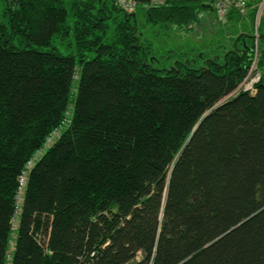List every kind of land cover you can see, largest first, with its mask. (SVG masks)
I'll return each mask as SVG.
<instances>
[{
  "label": "trees",
  "instance_id": "obj_1",
  "mask_svg": "<svg viewBox=\"0 0 264 264\" xmlns=\"http://www.w3.org/2000/svg\"><path fill=\"white\" fill-rule=\"evenodd\" d=\"M134 1L0 0V264H264V8L160 68L137 9L189 30L212 0Z\"/></svg>",
  "mask_w": 264,
  "mask_h": 264
},
{
  "label": "rangeland",
  "instance_id": "obj_2",
  "mask_svg": "<svg viewBox=\"0 0 264 264\" xmlns=\"http://www.w3.org/2000/svg\"><path fill=\"white\" fill-rule=\"evenodd\" d=\"M109 6H112L111 2ZM119 14L122 15L124 12L120 11ZM136 16L140 31L148 41L153 43V57L155 58L154 60L150 58V61H154L153 64L160 68L175 66L176 61L187 62L188 59L197 60V63H192L189 66L191 68L203 65L202 55L208 57L216 55V52L223 53L227 49L225 47L231 43L234 36L233 31L236 29L234 21L230 17L221 20L217 15L209 13L205 9L201 11L200 20L194 23L193 28L189 30H182L178 27L164 28L160 25L151 26L150 23L145 22L144 12L139 8L136 11ZM257 21V15L254 21L250 16H246L240 22V28L244 32L253 30ZM258 77L257 72L250 73L243 85L246 88L251 87L257 80L255 78ZM49 145L44 147L40 156ZM19 196L21 197V194ZM12 249L13 247H11Z\"/></svg>",
  "mask_w": 264,
  "mask_h": 264
},
{
  "label": "built area",
  "instance_id": "obj_3",
  "mask_svg": "<svg viewBox=\"0 0 264 264\" xmlns=\"http://www.w3.org/2000/svg\"><path fill=\"white\" fill-rule=\"evenodd\" d=\"M258 1H259V8L257 11V18L259 19L258 16L260 15L264 7V0H212V3H213L214 10H215L217 17L221 20H225L228 17L229 12L232 9L236 8V9H240L244 11L249 4L258 2ZM114 2L117 6L125 10L126 13H133L135 12L137 8L136 2L134 0H114ZM254 68H255V64H254L253 69ZM252 86L249 88H252ZM31 164L32 162L27 166L28 169L30 168ZM26 178H27V171H25L23 175L21 176V179H20L21 184H22L21 188L25 185Z\"/></svg>",
  "mask_w": 264,
  "mask_h": 264
},
{
  "label": "water",
  "instance_id": "obj_4",
  "mask_svg": "<svg viewBox=\"0 0 264 264\" xmlns=\"http://www.w3.org/2000/svg\"><path fill=\"white\" fill-rule=\"evenodd\" d=\"M202 5L206 8H209L211 11H214L213 5L209 2H204Z\"/></svg>",
  "mask_w": 264,
  "mask_h": 264
},
{
  "label": "bare ground",
  "instance_id": "obj_5",
  "mask_svg": "<svg viewBox=\"0 0 264 264\" xmlns=\"http://www.w3.org/2000/svg\"><path fill=\"white\" fill-rule=\"evenodd\" d=\"M209 3H211V2H209ZM211 4L213 5V3H211ZM213 8H214V6H213ZM247 89H248V88H247ZM23 187H24V186H23ZM21 189H22V188H21ZM21 189H20V190H21Z\"/></svg>",
  "mask_w": 264,
  "mask_h": 264
}]
</instances>
